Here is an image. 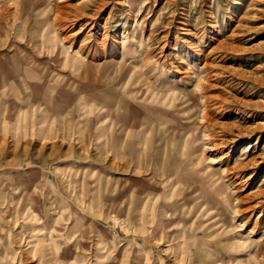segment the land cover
<instances>
[{"label": "rangeland", "instance_id": "374dc122", "mask_svg": "<svg viewBox=\"0 0 264 264\" xmlns=\"http://www.w3.org/2000/svg\"><path fill=\"white\" fill-rule=\"evenodd\" d=\"M0 264H264V0H0Z\"/></svg>", "mask_w": 264, "mask_h": 264}]
</instances>
